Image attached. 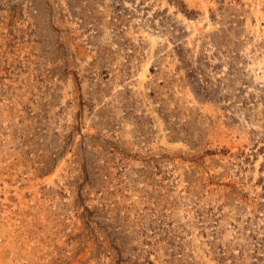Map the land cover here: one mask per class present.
<instances>
[{"label": "rangeland", "instance_id": "374dc122", "mask_svg": "<svg viewBox=\"0 0 264 264\" xmlns=\"http://www.w3.org/2000/svg\"><path fill=\"white\" fill-rule=\"evenodd\" d=\"M258 2L0 0V264H264Z\"/></svg>", "mask_w": 264, "mask_h": 264}, {"label": "bare ground", "instance_id": "6f19581e", "mask_svg": "<svg viewBox=\"0 0 264 264\" xmlns=\"http://www.w3.org/2000/svg\"><path fill=\"white\" fill-rule=\"evenodd\" d=\"M260 3H261V2H260ZM260 3H259V2L256 3L255 6H253V10H254V13H255V15H256L257 17H259V18H260V17H261V18H264L263 14H262V11H261V9H262L261 7H262V6L260 7ZM261 4H262V3H261ZM263 7H264V6H263ZM256 16H255V17H256ZM257 21H258V20H257ZM260 23H261V22H260ZM260 23H258V22L256 23L255 29L257 30V32L261 30V28H260V26H261Z\"/></svg>", "mask_w": 264, "mask_h": 264}]
</instances>
